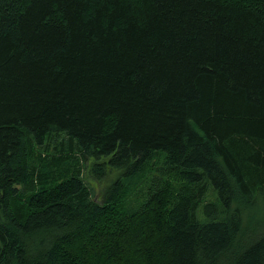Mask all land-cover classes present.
I'll return each mask as SVG.
<instances>
[{
	"label": "trees",
	"instance_id": "16d2710c",
	"mask_svg": "<svg viewBox=\"0 0 264 264\" xmlns=\"http://www.w3.org/2000/svg\"><path fill=\"white\" fill-rule=\"evenodd\" d=\"M0 264H264V0H0Z\"/></svg>",
	"mask_w": 264,
	"mask_h": 264
}]
</instances>
